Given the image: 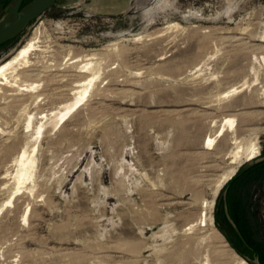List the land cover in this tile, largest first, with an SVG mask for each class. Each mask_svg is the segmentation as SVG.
I'll return each instance as SVG.
<instances>
[{"label": "rangeland", "instance_id": "rangeland-1", "mask_svg": "<svg viewBox=\"0 0 264 264\" xmlns=\"http://www.w3.org/2000/svg\"><path fill=\"white\" fill-rule=\"evenodd\" d=\"M37 35L50 49L36 59L65 66L70 49H97L103 74L47 128L35 186L4 207L34 134L0 100V264H237L232 249L264 261V131L259 161L215 193L235 138L264 128V0H57L0 47V64ZM71 66L53 107L73 100ZM229 116L236 131L217 136Z\"/></svg>", "mask_w": 264, "mask_h": 264}, {"label": "bare ground", "instance_id": "bare-ground-1", "mask_svg": "<svg viewBox=\"0 0 264 264\" xmlns=\"http://www.w3.org/2000/svg\"><path fill=\"white\" fill-rule=\"evenodd\" d=\"M135 1L138 2L139 6H144L151 0ZM49 49L48 47L43 48L41 39L37 35L30 38L12 57L0 64V100L4 101L8 106L12 105L13 102L17 103L20 106L19 115L17 116L18 121H23L25 129L28 132L33 131L34 134V139L29 141L27 146L14 159V164L17 169L11 177L14 180L15 186L3 207L12 203L14 198L24 188L31 190L35 186L36 174L39 167L40 138L50 125L53 129L62 127L67 121V117L72 115L84 101H88L92 88L101 79L103 74L100 60L105 57L102 51H96L97 49H94L91 53L83 56H73L72 50L70 49L68 55L64 58L66 60L65 66L64 63L48 64L44 61V58L36 59L34 57L36 54H39V51ZM262 58L264 60V56ZM205 63H198L186 77L199 76ZM62 65L64 67L72 65L71 67L75 68L73 70L79 74H76L77 79L75 81H70L73 87L69 90H71L73 100L68 103L60 101L58 106L53 107L56 99H60L59 96L63 94L62 91L68 90V88L62 89L61 86L67 85L66 82L71 79L68 76H73V74L60 73L59 71L64 68ZM253 70L255 69L253 68ZM57 85L60 86L56 87ZM247 85H250L248 81H244L239 86L223 92L221 96L223 98L229 97ZM260 129L264 131V128H252V132L248 136L241 137L240 139L235 138L234 143L238 150L235 157L237 163L234 164L237 165L232 166L231 169L218 176L220 179H217L216 195L220 190L223 193L229 181L234 178L244 163L260 156ZM229 130L236 131V119L233 116L226 117L225 123L220 124L216 134L217 136H222ZM0 132H3L1 128ZM252 133H254V136ZM207 140L209 142L208 145H211L215 138H206L204 140V147L207 146ZM26 213L27 211L24 213V220H27L28 215L26 216ZM199 224L200 226H213L214 219L207 212H202L199 218ZM193 226L195 225L192 224L189 229H192ZM232 254L237 264H251L238 251L236 252L232 249ZM206 261L209 263L210 258H207Z\"/></svg>", "mask_w": 264, "mask_h": 264}, {"label": "water", "instance_id": "water-1", "mask_svg": "<svg viewBox=\"0 0 264 264\" xmlns=\"http://www.w3.org/2000/svg\"><path fill=\"white\" fill-rule=\"evenodd\" d=\"M25 1L11 0L8 9L0 18V47L17 38L33 20L42 15L57 0H30L27 3ZM258 161L259 159L256 158L247 162L234 177H238ZM241 255L251 264H261L258 259L253 260L243 254Z\"/></svg>", "mask_w": 264, "mask_h": 264}, {"label": "trees", "instance_id": "trees-1", "mask_svg": "<svg viewBox=\"0 0 264 264\" xmlns=\"http://www.w3.org/2000/svg\"><path fill=\"white\" fill-rule=\"evenodd\" d=\"M259 261H260L261 264H264V261L263 260L259 259Z\"/></svg>", "mask_w": 264, "mask_h": 264}]
</instances>
